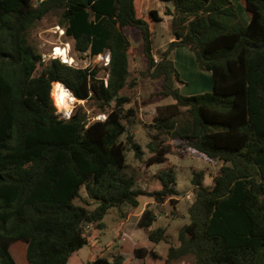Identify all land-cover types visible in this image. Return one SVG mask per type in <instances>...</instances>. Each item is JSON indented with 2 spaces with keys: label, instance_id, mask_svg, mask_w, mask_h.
I'll list each match as a JSON object with an SVG mask.
<instances>
[{
  "label": "trees",
  "instance_id": "trees-1",
  "mask_svg": "<svg viewBox=\"0 0 264 264\" xmlns=\"http://www.w3.org/2000/svg\"><path fill=\"white\" fill-rule=\"evenodd\" d=\"M159 1L172 5L165 15L174 40L156 54L150 23L161 18L156 10L148 12V21L138 17L135 0H0V264H19L11 249L21 244L27 264H68L89 244L87 227L103 229L110 209L124 217L123 208H137L142 196L174 202L167 136L221 166L210 187L202 184L203 173L194 175L190 222L179 230V246L169 248L165 259L146 247L134 255L156 264L187 257L190 264H264V0H243L247 25L231 0ZM53 11L77 55L109 53L107 79L97 66L43 62L29 36ZM179 47L211 73L212 92L181 94L178 84L184 82L173 61ZM134 49L146 73L162 79L157 96L174 101L158 106L152 118L159 143L150 142L145 164L167 166L151 191L136 187L138 168L126 161L127 149L136 159L144 155L123 122V106L131 100L122 91L135 85ZM55 83L92 102L105 121H91L82 106L60 118L51 94ZM155 221L145 208L138 227L159 244L165 229L150 230ZM123 262L121 256L97 257L86 264Z\"/></svg>",
  "mask_w": 264,
  "mask_h": 264
},
{
  "label": "rangeland",
  "instance_id": "rangeland-1",
  "mask_svg": "<svg viewBox=\"0 0 264 264\" xmlns=\"http://www.w3.org/2000/svg\"><path fill=\"white\" fill-rule=\"evenodd\" d=\"M160 2L159 0H150L154 9L158 7ZM231 2L234 4L240 19L243 18V15L248 14L243 0H231ZM58 16L59 12L53 11L40 21L30 32V43L42 55V58L43 56L47 57L54 45L69 43L71 56L75 61L74 65L82 68L97 66L100 68L99 76L107 79L108 74L104 65L106 54L95 58H88L84 54L81 58V56L77 55L73 50V42L64 34L61 35V31H59V29H63L58 25ZM133 51L134 55L131 56L130 62V80L135 81V85L122 91V94L131 100L129 104L123 106L125 116L123 122L127 126L128 132L133 136L134 141L141 145L144 155L141 160L136 159L134 151L127 149L126 161L131 168H138L136 171L138 176L136 187L151 191L158 188L156 174L167 166V164H155L147 168L145 164L146 160L151 156L148 145L153 141L157 144L159 143V140L154 139L156 131L151 128L152 118L155 116V110L158 106L168 105L174 101L171 98L161 100L157 96L161 89L162 79L152 78L147 74L145 61L135 56V49ZM154 52L158 54L160 51ZM155 59L158 60V56H155ZM173 61L180 74V79L184 82L182 85L178 84L181 94L192 96L212 92L213 78L211 73L198 68L194 55L189 49L181 48L178 50L176 54H173ZM41 69L42 67H39V70ZM56 85V83L53 84L51 94L60 118L66 119L79 106L87 110L91 121L96 120L97 116L102 114L92 105V102L78 100L71 92L69 93L75 100L68 110H65L64 107L58 104L56 99L54 93ZM68 111L70 112L69 115L66 114ZM167 137L163 139V142L172 148L167 158L168 165L173 167L176 176L175 190L177 194L172 197L175 203L167 199L165 203L158 204L153 198L142 196L139 199L140 202L137 208L129 206L123 208L124 217L120 215L118 209H110L102 220L103 229L95 230L93 226L87 227V234H92L89 244L83 246L77 254H72L69 257L68 264H86L89 260H94L97 257H104L112 261L118 256L123 257V264H156L149 258H137L134 255V250L141 247L153 249L165 259L169 248L179 246V230L190 222L188 209L194 201V185L192 183L194 175L203 173L202 184L210 187L212 185V177L219 170L221 163L210 160L205 155L188 148L179 139ZM125 138L126 134L122 136V140L125 141ZM80 197L86 198L84 188L80 191ZM74 204L82 205V202L76 199ZM145 208H150L156 217V221L150 230L165 229V240L159 244L152 243L148 239L146 232L138 227V221L142 215L141 210ZM25 249L26 246L24 244L15 245L11 249L13 256L18 262L20 257L23 256ZM192 260V257H187L170 264H190Z\"/></svg>",
  "mask_w": 264,
  "mask_h": 264
},
{
  "label": "crops",
  "instance_id": "crops-1",
  "mask_svg": "<svg viewBox=\"0 0 264 264\" xmlns=\"http://www.w3.org/2000/svg\"><path fill=\"white\" fill-rule=\"evenodd\" d=\"M152 5L153 4L150 3V0H135L136 15L148 21L147 15L149 11L156 10L158 12L161 21L159 23H150L149 21V23H150V29L153 33L154 51H164L167 48V45L174 40V37L172 36L169 28L171 17L165 15V9L170 8L171 10H173V8L171 4H167L164 2H160V4H158V7H156L155 9L152 7ZM241 20L242 23H244V25H247L250 21V16L248 14L243 15V18ZM165 35L167 36L165 37ZM181 48H185V47L177 48L173 54H176L177 51L180 50ZM144 210L145 209H142L141 213H143ZM17 263L27 264V262L25 263L24 255L20 257V261L19 262L17 261Z\"/></svg>",
  "mask_w": 264,
  "mask_h": 264
},
{
  "label": "built area",
  "instance_id": "built-area-1",
  "mask_svg": "<svg viewBox=\"0 0 264 264\" xmlns=\"http://www.w3.org/2000/svg\"><path fill=\"white\" fill-rule=\"evenodd\" d=\"M59 31H61V35L65 34L64 30L59 29ZM57 49H60L63 53L60 54L57 52ZM85 55V54H84ZM54 59H59L61 62L66 63L70 66H75L73 63L75 62L73 57L71 56V46L69 43H60L59 45H54L52 47L51 52L46 56H43L42 60L45 63H48ZM104 59V58H103ZM48 61V62H46ZM110 63V55L109 53L106 54L105 56V61H104V65L107 67ZM70 116H67L66 119H68ZM106 119V115L105 114H99L96 118V120L99 121H105Z\"/></svg>",
  "mask_w": 264,
  "mask_h": 264
},
{
  "label": "bare ground",
  "instance_id": "bare-ground-1",
  "mask_svg": "<svg viewBox=\"0 0 264 264\" xmlns=\"http://www.w3.org/2000/svg\"><path fill=\"white\" fill-rule=\"evenodd\" d=\"M57 52L60 54L63 53L60 49H57ZM56 84L57 85H56V88H54L55 89L54 93L58 101V104L64 107L65 110H68L69 106L72 104L75 98L70 95L69 90L65 86H63L60 83H56ZM66 114L69 115L70 112L68 111V113Z\"/></svg>",
  "mask_w": 264,
  "mask_h": 264
},
{
  "label": "water",
  "instance_id": "water-1",
  "mask_svg": "<svg viewBox=\"0 0 264 264\" xmlns=\"http://www.w3.org/2000/svg\"><path fill=\"white\" fill-rule=\"evenodd\" d=\"M176 38V40H177V37H175ZM68 89V88H67ZM69 90V89H68ZM70 91V90H69ZM71 92V91H70ZM72 94V93H71ZM73 95V94H72ZM74 96V95H73ZM75 97V96H74Z\"/></svg>",
  "mask_w": 264,
  "mask_h": 264
}]
</instances>
